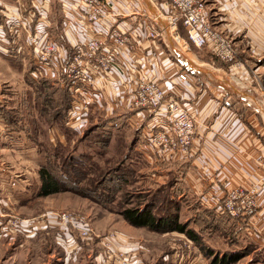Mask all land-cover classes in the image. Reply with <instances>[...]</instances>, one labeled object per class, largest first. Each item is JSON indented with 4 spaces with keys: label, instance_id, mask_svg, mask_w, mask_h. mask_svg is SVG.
Here are the masks:
<instances>
[{
    "label": "crops",
    "instance_id": "0c3cea01",
    "mask_svg": "<svg viewBox=\"0 0 264 264\" xmlns=\"http://www.w3.org/2000/svg\"><path fill=\"white\" fill-rule=\"evenodd\" d=\"M22 1L0 0V26L4 28L10 21H18L20 15L34 12L38 8L40 15L37 16L41 23L35 22L28 28L34 30L36 26L41 33L46 32L59 38L58 43L64 55H69L73 45L89 37L78 16L84 14V0H31L28 1V6H24ZM205 1L210 22L235 42L238 60L244 65L242 71L231 70L208 48L199 49L192 44H184L187 53L192 55L187 56L185 49L176 42L173 34L172 37L169 36L166 26L154 25L150 21L149 7L152 6L160 14L159 19L163 16L169 26L167 4L162 3L156 8L148 0H112L116 17L108 22L96 24L93 31L96 37L105 38L107 25L112 23L120 30L133 33L136 40L142 43L139 54L142 66H139V74L148 80L157 81L168 94L180 100L195 115L196 140L189 155L164 158L152 149L154 160L148 152L143 154L145 159L160 171L162 175L159 178H164L165 181L171 179L174 198L180 203V221L190 222V227L198 230L195 218L203 210L214 212L217 217L225 216L222 201L229 190L258 188L256 214L246 222L231 218L229 220L232 228L235 227L237 238L247 237L257 251L264 253V114L261 112L264 111V0ZM152 26H158L160 36L150 40L148 33L149 27ZM181 27L185 31L182 25H178L176 34L186 40V37L182 36ZM24 29L26 30L25 27ZM56 30L62 35L56 34ZM1 53L0 82L4 81L3 72L8 75L16 73L6 65ZM154 53L159 58V67L152 60ZM176 57H181L186 63L189 75L186 82L178 77ZM119 63H122V60H119ZM128 73L126 66H120L114 69L113 76L118 80L126 79ZM6 95L8 97L0 84V264H4L9 247L5 240H14L15 243L24 233H27L25 235L28 237H35L41 231H45L46 235L57 231V241L71 258L87 250L93 253L99 263L112 264L104 258L106 246H109L117 253L132 255L134 264H148L143 257L148 259L150 254L154 255L156 249L152 244L156 239H170L169 251L162 257V264L202 263V255L197 256L194 253L197 250L196 244L185 234H160L148 228H137L112 211L108 214L99 211L100 217H97L95 223H90L83 217L95 235L90 240H82L71 227L51 217L54 210L48 200L52 196L31 202V190L33 185L39 182V170L32 185L27 178L21 176L20 163L21 159L30 158L33 153H40V149L36 145V135L30 139L25 133L12 132L7 128L2 114L4 110L16 108L11 103L8 104ZM100 99L97 95L90 94L88 102H97ZM111 99L114 102H110L109 107L114 110L131 109L127 92L123 91L118 97ZM37 116L39 115L36 112V126ZM129 118L132 124L136 122L135 125L145 122L144 128L150 120L142 119L143 114L138 111L129 115ZM86 121L85 113L80 112L70 123L67 121L65 127L78 129L83 127ZM48 124L54 127L49 131L50 140L55 134L59 136V141H63L66 137L65 133L60 131V126H63L57 123ZM34 130L37 132V127H34ZM112 141L113 137L107 150ZM146 148L139 146L137 151H145ZM129 168L135 175L136 170L131 166ZM23 194L25 196H22ZM21 207L35 213L44 212L39 216L41 226L33 228L30 226L35 222L33 219L21 218ZM16 218L20 220V224L14 228L12 222ZM75 235H78V238ZM95 244L98 246L97 250Z\"/></svg>",
    "mask_w": 264,
    "mask_h": 264
},
{
    "label": "built area",
    "instance_id": "2783aa9c",
    "mask_svg": "<svg viewBox=\"0 0 264 264\" xmlns=\"http://www.w3.org/2000/svg\"><path fill=\"white\" fill-rule=\"evenodd\" d=\"M148 1L156 8L162 3L168 5L167 19L176 42L192 44L199 49L208 48L231 70H243L244 65L238 60L235 42L210 22L205 0ZM83 6L84 14L78 16L89 37L73 45L69 55H64L60 44L52 40L48 33H41L36 26L34 33L29 34L28 45L24 50L17 44L20 31L14 28L17 24L12 21L7 24L14 36L10 42L6 39L5 29L0 26L1 51L9 52L10 49L22 57L23 61L28 57L33 67L30 75L34 79L54 80L52 83L61 87L71 84L73 109L69 114V123L77 113H85V104L90 103V94L99 98L104 93L118 97L125 91L130 102L129 107L143 114L142 119H150L145 126V137L151 149L164 158L189 155L196 140L195 115L180 100L168 94L157 81L148 80L139 74V66H142L139 56L142 43L136 40L133 33L108 23L107 36L96 37L93 27L116 17L112 0H84ZM37 9L27 13L31 19L28 26L34 25L35 22L41 23L38 21ZM178 25L184 27L186 40L176 34ZM149 29L150 40L160 36L158 26ZM175 59L178 64V77L186 82L189 76L186 63L181 57ZM119 60H122V63H119ZM140 60L141 62H137ZM152 60L157 67L160 66L157 54L152 55ZM120 66H126L129 70L126 79L118 80L113 76L114 69ZM257 193L258 188L229 190L223 197V213L233 220L246 222L256 214ZM51 215L75 230L82 240H90L95 235L91 226L77 213L63 211ZM19 224L20 220L16 218L12 227L17 228ZM105 257L109 263L134 264L129 255L117 254L109 246H106Z\"/></svg>",
    "mask_w": 264,
    "mask_h": 264
},
{
    "label": "rangeland",
    "instance_id": "374dc122",
    "mask_svg": "<svg viewBox=\"0 0 264 264\" xmlns=\"http://www.w3.org/2000/svg\"><path fill=\"white\" fill-rule=\"evenodd\" d=\"M5 1L9 2L11 0ZM28 1L31 0L22 1L24 6H28ZM146 6H149V4ZM149 10L151 23L158 26L162 25V27L166 26L169 36L172 37L173 34L175 37L174 33L169 30L170 27H168L165 23L163 16L159 19L158 17H160V14L156 12L152 6L149 7ZM30 20L29 14H25L23 16L20 15L19 20L15 21V24L17 25L14 28L20 31L19 37L17 38V44L18 46H22L24 50L28 45L27 39L29 34L34 33L33 28L30 30L27 27ZM4 29L6 31V39H8L9 42L12 41L14 36L9 31V27L6 25ZM56 34L62 35V33H59L58 30H56ZM50 36L52 40L60 42V39L53 36V34H50ZM184 44L186 43L184 42L181 45L187 53ZM0 52L4 55L6 65L12 68L13 71H16V73H13L14 75H8V73L5 72L2 73L4 81H1L0 84L3 85L6 94L10 97V99H8L6 95L8 104L11 103V105L16 108L15 111H19L20 108L21 110L22 108L26 109L27 102L23 101L27 98L28 89H31V87L27 84L25 75L31 67L30 60L26 57V61H23L22 57H19L16 53L14 54L10 49L9 52ZM187 54V56L190 55L189 53ZM7 58H13L20 61L22 69L12 66ZM51 82L55 81L53 80ZM112 101L114 102V100L111 99V95L104 93L99 101H93L87 105L85 104V115L87 121L84 123L83 127L78 129H68L65 125L63 127L60 126V131L64 132V136H66L63 141H59V136L55 134L53 135V139L50 140L49 131L54 127L50 126L46 122L47 120L43 117L37 116V126H32V128L37 127L35 138L36 145L39 147L40 153H33L30 158L21 159L20 163L21 176L23 178H27V181L31 184L35 179V175L39 170V167L41 168L47 164L48 155L52 153H57L62 159L60 163L56 164L58 167L61 165L63 160H65V158L72 156V158L77 159V157L82 155V157H84L83 159H85L84 169L87 171L86 181L84 180L83 182L85 184L90 183V186H92L91 180H95L96 182L98 180L100 181L103 173H106L113 166H117L123 161H127V167L131 166L134 170H136V174L133 175L131 184L118 192V194L112 198L113 200L106 202L105 205L99 204L94 199L84 198L72 192H64L59 193L61 195L56 194L55 197L52 196V198L48 200L49 204L51 203L53 206L52 210H54V213L63 211L77 213L81 217H86L90 223H95V221H97V217H100V215H98L99 211L104 214H108V212L112 211L116 213V215L121 216L120 213L122 209L132 208L134 206L147 203L150 200L151 195L156 194L171 180L165 181L164 178H159V176L162 175L160 171H157L155 169L156 166L149 163L143 155L144 152H148L149 156L151 155L155 160V156H153L154 152L148 145V141L145 137V122H140L139 125H135L134 123L136 122L132 124L129 115L131 116L132 113H135V110L121 108L114 110L109 107L110 102ZM261 112L264 114L263 110H261ZM26 119L27 121H30V117H28V115H26ZM108 119H111L108 126L112 131L113 141L111 142L109 150L103 151V149L97 145L101 131L95 128ZM139 146H146L147 148L145 151H137ZM163 182H166V184H163ZM31 193L34 194V191L31 190ZM22 196H25V194ZM169 196L162 192V194L160 193L158 195L157 202L159 204L162 202L164 203V199L167 200ZM40 209L42 210L43 208L41 207ZM41 214H44V212L36 211L35 213L22 207L19 208V215L21 218L33 219L35 221L30 225L33 228H35V226H41L42 221L39 219ZM51 217L56 218L53 215ZM73 232L76 234L75 231ZM38 233L39 234L35 237H28L25 235L27 233H24V235L20 236L19 240H16L15 243L14 240H5L7 246L9 247H7L8 254L6 252V260L4 264H102V262L99 263L96 261L92 252L87 250L80 252L79 255H73L71 258L67 252L61 248L59 241H57V231H52L49 235H46L45 231ZM75 236L78 238V235ZM201 236L203 245L206 246V248L213 249L216 255L223 256L229 252L242 250V252H248V255L242 258L237 264H264V253L257 251L247 237L242 238L238 236L237 238V232L234 228L230 231L228 230V233L224 230H218L213 233L206 231L201 234ZM176 241L178 242V239H176ZM17 242L19 243L18 245ZM95 242L96 241L94 240V243ZM170 242V239H156V242L152 244L156 249L153 253L154 255L150 254L148 259L144 257L143 259L148 264H162V257L169 251ZM95 249H98L96 244ZM194 253L197 254V256L202 255L203 259L201 264H212V260L205 257L198 247ZM117 254L122 253L118 252ZM126 255H129L131 257L130 260H132V255ZM67 259L69 260L66 262Z\"/></svg>",
    "mask_w": 264,
    "mask_h": 264
},
{
    "label": "trees",
    "instance_id": "16d2710c",
    "mask_svg": "<svg viewBox=\"0 0 264 264\" xmlns=\"http://www.w3.org/2000/svg\"><path fill=\"white\" fill-rule=\"evenodd\" d=\"M180 30H182V27ZM181 33L183 37L187 38L186 31L182 30ZM7 60L15 68L22 69L20 61L13 58H7ZM32 70L33 67L31 65L25 75L26 82L32 89H28L27 98L23 101L27 102L26 109L22 108L21 110L20 108L19 111H15V109L4 110L2 114L6 126L10 131L25 133L30 139H33L36 134V130L32 128V126H36V112L47 120L48 123H57L64 126L73 109V99L70 92L71 84L61 87L60 85H54L47 79H34L30 75ZM26 115L30 117L29 122L26 119ZM110 121L111 119H108L95 128L101 131L97 145L103 151L107 150L112 138V131L108 126ZM83 158L82 155L77 157V159L69 156L58 167L56 164L60 163L61 157L57 153L48 155L47 164L39 169V182L35 183L32 187L34 194L31 202L35 199L47 198L59 193L72 192L84 198L94 199L99 204L105 205L106 202L113 200L112 198L118 192L131 184L134 172L123 161L119 165L113 166L106 173H103L100 181L91 180L92 188L90 183L85 184L83 182L87 178V171L84 169L85 159ZM162 192L170 196L167 200L164 199V203L159 204L157 199L158 195L162 194ZM179 213L180 203L174 198V189L172 181H170L156 194L151 195L147 203L122 209L120 214L130 225L137 228H148L160 234H185L201 249L205 257L212 260V264H237L248 255V252H242L241 250L220 256L216 255L213 249L206 248L203 245L201 234L204 232L209 231L213 233L218 230H224L228 233V230H232L228 216L217 217L214 215V212L203 210L195 218V224L198 226V230H196L190 227V222L182 223ZM228 223L230 225H227ZM222 226L225 227L222 228ZM233 228L235 229V227Z\"/></svg>",
    "mask_w": 264,
    "mask_h": 264
},
{
    "label": "bare ground",
    "instance_id": "6f19581e",
    "mask_svg": "<svg viewBox=\"0 0 264 264\" xmlns=\"http://www.w3.org/2000/svg\"><path fill=\"white\" fill-rule=\"evenodd\" d=\"M169 27V26H168ZM169 30H171L172 32H173V29L170 27V29Z\"/></svg>",
    "mask_w": 264,
    "mask_h": 264
}]
</instances>
